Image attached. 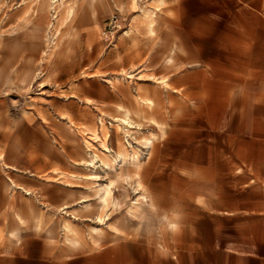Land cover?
<instances>
[{
    "label": "rangeland",
    "instance_id": "1",
    "mask_svg": "<svg viewBox=\"0 0 264 264\" xmlns=\"http://www.w3.org/2000/svg\"><path fill=\"white\" fill-rule=\"evenodd\" d=\"M51 5L0 0V255L41 237L58 255L99 249L103 264H148L147 241L149 264H210L216 230L235 227L264 250V113L245 108L250 89L264 91V50L256 49L264 43V3L256 16L254 1L81 0L58 34L48 20L36 21L44 11L55 20ZM146 5L156 9L154 30ZM29 69L35 76L26 85ZM164 76L170 93L158 83ZM138 95L155 105L137 104ZM119 104L132 109L130 141L142 148L141 168L82 164L95 151L84 125L101 129V115L112 150L94 141L100 157H113L121 140L132 147L117 130ZM151 131L159 137L150 156L142 145ZM89 172L115 179L118 204L99 211ZM136 197L143 207H131ZM66 219L74 232L63 228ZM191 230L198 257L181 240ZM111 237L117 251L106 246Z\"/></svg>",
    "mask_w": 264,
    "mask_h": 264
},
{
    "label": "bare ground",
    "instance_id": "2",
    "mask_svg": "<svg viewBox=\"0 0 264 264\" xmlns=\"http://www.w3.org/2000/svg\"><path fill=\"white\" fill-rule=\"evenodd\" d=\"M133 4L138 5L139 4V0H132ZM81 0H52V5L51 7H53L55 10V12L57 11L56 14H53V18H55L54 21H52L51 19V14L50 11H44L37 19L36 21L39 20H48L49 24L52 23V25L55 27L53 34L55 33H59L60 29L62 26L67 25L68 21L71 19L72 15L74 14L75 10L77 9V7L80 5ZM57 6L59 8H57ZM142 10L145 11V15L149 18V27L151 28V30H154V16H156V9L150 7V6H142ZM57 43H53V45L51 46V49L56 47ZM169 60H172V57H169ZM136 68V67H135ZM133 68V70L135 69ZM122 74H124L127 77H133L134 76V72L132 70H127V69H123V71L121 72ZM24 81L26 83V85H30L31 81L33 79V77L35 76V74L33 73L32 70H24ZM139 78H142L141 74L139 76ZM111 81H113L112 79H110ZM158 83L161 84V86H163L167 92H172L169 90V88L172 87V82H171V78L164 76V77H157ZM123 89V87H122ZM124 91H126L125 89H123ZM137 101V104H140L142 101H145L147 103H149V106L152 107L155 105V102L153 100V98L151 97H142L140 95H138L137 97H135V99ZM90 101V98H88V102ZM118 109L119 110H124V115L121 117H116L115 119L118 120L117 122V130H123L124 135H125V139L126 141L132 146L131 148H128V145L126 144L125 141L120 142L119 148L116 150L115 154L113 157H110L107 153H105L104 157H100V154L96 151L98 150V146H96V144H94V141H100L101 145L103 146V149L111 152V147L108 144L109 141V137L111 135V132L108 129L107 124L105 123V118L104 116H100V122L102 124V128L99 129L98 127H89L84 125L83 130L85 132L90 133V136L85 138V144L89 147V150L94 149V152H90V157L89 158H82L81 163L82 164H86V165H92L94 167L98 166V162L102 161L101 164L104 165L105 169L107 171L109 170H114L118 173H120V168L124 165L127 166H132V167H137L138 169L141 168L142 163H143V159H142V148L139 145H134L131 143L130 141V136H133L134 130L132 129V127H134V122L131 120V112L132 109L131 108H127L125 107V105L123 104H119L118 105ZM64 117V116H63ZM149 120L151 123H153V125L157 126L158 128H161V131L163 132V136L165 134V125L164 122H162V120H160V118L155 114H151L149 117ZM70 125H73L75 122L73 120H69ZM139 128H141V125H139ZM101 130H103V134L101 132ZM158 132L156 131H151L149 135L145 136V140L143 141V147H148L150 150V156L152 154V152L154 151V149L156 148V141L158 140ZM9 166L11 164H8ZM15 167V166H14ZM87 178L89 179H93L96 182L95 185V190H96V196H97V201L101 204L100 210H103L104 208H108V206L110 205V203H116L118 204L119 200H116L115 197L113 196L114 194V184H115V179L111 178L109 179L107 182L101 181L102 176L98 173H93V172H89L87 175ZM127 179L129 180V178L127 177ZM13 186H16V182L13 181ZM17 187V186H16ZM27 193H31L32 191H30L28 188H26ZM144 203L143 201L140 199V197H136L133 199L132 202V206H139V207H143ZM153 207H157L156 203H152ZM89 203H86L85 205H83L84 208L88 207ZM143 209V208H142ZM108 214H102V213H98L97 215V220L100 223H107L106 218H109V216H107ZM166 216V215H165ZM63 228L68 231V232H74L75 231V227L74 224L69 220L66 219L63 222ZM102 227L100 225H95L94 229L95 231H99ZM72 239V238H71ZM73 241L75 243L79 242V239H73Z\"/></svg>",
    "mask_w": 264,
    "mask_h": 264
},
{
    "label": "crops",
    "instance_id": "3",
    "mask_svg": "<svg viewBox=\"0 0 264 264\" xmlns=\"http://www.w3.org/2000/svg\"><path fill=\"white\" fill-rule=\"evenodd\" d=\"M218 2H226L231 0H217ZM244 3L251 1L255 2L256 16L258 12H262L264 0H238ZM214 7L217 12L224 10L222 7ZM228 8V7H227ZM221 9V10H220ZM264 50V43L257 44L256 49ZM264 72V70H263ZM250 100L246 103V111L253 104L257 108H261L264 113V101H259V98H264V91L259 89L258 85L250 89L246 95ZM249 104V105H248ZM259 112H256L258 115ZM263 115V114H262ZM255 121L259 119L255 116ZM246 123H249L250 117L245 118ZM214 231V230H213ZM111 233L117 236V233L112 229ZM113 237L107 243L109 248L115 251L118 250ZM214 242L209 250L210 264H264V250L262 247H254L248 245L244 238L240 236V230L235 228H218L214 233ZM182 243H185L186 252L195 254L198 257L199 253V235L198 232L185 231L181 233ZM58 253V252H57ZM51 246L47 245L41 237H35L32 240H27L25 243H18L11 253L0 255V264H103V256L99 249L96 251L79 252L74 256L58 255ZM150 263V245L147 241L143 242V259Z\"/></svg>",
    "mask_w": 264,
    "mask_h": 264
}]
</instances>
